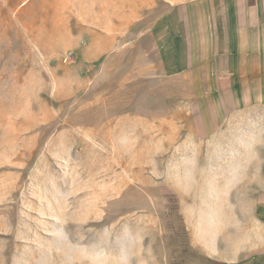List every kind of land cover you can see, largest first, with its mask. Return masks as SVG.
<instances>
[{
  "label": "rangeland",
  "instance_id": "obj_1",
  "mask_svg": "<svg viewBox=\"0 0 264 264\" xmlns=\"http://www.w3.org/2000/svg\"><path fill=\"white\" fill-rule=\"evenodd\" d=\"M147 1L0 0V264H220L250 138L146 73Z\"/></svg>",
  "mask_w": 264,
  "mask_h": 264
},
{
  "label": "crops",
  "instance_id": "obj_2",
  "mask_svg": "<svg viewBox=\"0 0 264 264\" xmlns=\"http://www.w3.org/2000/svg\"><path fill=\"white\" fill-rule=\"evenodd\" d=\"M160 3L147 31L146 73L157 68L176 83L171 89L179 102L191 100L205 136L241 128L250 138L233 176L246 187L248 203L231 211L242 220L226 223L207 254L220 264H264V0H148L147 8Z\"/></svg>",
  "mask_w": 264,
  "mask_h": 264
},
{
  "label": "built area",
  "instance_id": "obj_3",
  "mask_svg": "<svg viewBox=\"0 0 264 264\" xmlns=\"http://www.w3.org/2000/svg\"><path fill=\"white\" fill-rule=\"evenodd\" d=\"M72 57V53H70L65 59H66V61H68L69 60V58H71Z\"/></svg>",
  "mask_w": 264,
  "mask_h": 264
}]
</instances>
